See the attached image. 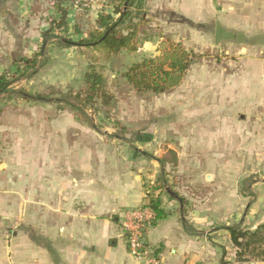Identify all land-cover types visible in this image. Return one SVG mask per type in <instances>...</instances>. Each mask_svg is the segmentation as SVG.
I'll return each instance as SVG.
<instances>
[{
    "label": "crops",
    "instance_id": "0c3cea01",
    "mask_svg": "<svg viewBox=\"0 0 264 264\" xmlns=\"http://www.w3.org/2000/svg\"><path fill=\"white\" fill-rule=\"evenodd\" d=\"M32 1L0 0V75L14 73L17 62L41 49L48 28L34 24ZM173 5L190 17L193 40L210 50L212 42L198 38L200 29L209 30L211 14H218L210 9V0H174ZM217 21L235 33L221 18L215 28ZM243 35V43H222L223 55L216 63L194 61L184 80L186 136L176 152L178 159L189 156L192 166L186 170L200 196L183 197L172 188L185 199L182 203L158 187L149 190L145 178L161 173V157L153 161L154 173L145 175L147 153L141 149L124 157L107 149L95 152L101 137L66 141L44 136L38 180L22 152L5 155L11 160L6 171L0 165V192L4 188L9 194L3 199L0 194V264H138L128 251L122 218L157 198L168 217L155 219L145 241L160 264H264L237 261V249L223 227L241 224V198L233 183L216 181L222 169L215 164L210 169L206 162L241 160L251 151L248 145L259 140L251 139L246 129L259 124L255 115H264V44L247 42ZM74 37L79 41L85 35ZM142 142L139 138L136 144ZM257 155L264 159V152ZM165 168L171 174L180 169L171 164ZM25 169L30 175L24 180L25 198L20 199L17 180ZM240 170L235 165L229 174L240 175ZM11 223L16 226L9 231Z\"/></svg>",
    "mask_w": 264,
    "mask_h": 264
},
{
    "label": "rangeland",
    "instance_id": "374dc122",
    "mask_svg": "<svg viewBox=\"0 0 264 264\" xmlns=\"http://www.w3.org/2000/svg\"><path fill=\"white\" fill-rule=\"evenodd\" d=\"M55 1H32L35 25L49 28L52 20L60 18L59 12L54 7ZM109 1L76 0L73 4H66V7H69L68 29L62 30L59 37L74 40L76 38L74 27L79 26L86 38L89 29L95 25L100 14L113 13V6ZM173 1L146 0L142 15L132 22L140 23L135 52L122 50L118 55H109L103 49H61L57 47L55 41L44 45L42 51L44 57L39 59L41 66L37 68V74L17 82L13 87L14 90H23L30 94H45L51 96L54 101H68L82 105L80 100H77V94L83 87L84 77L88 73H98L104 77L106 91L113 95L115 100L109 107H101L100 101L92 109L85 107V111L97 126V130H93L87 124L78 121L76 115L79 116V114H75L62 102L60 104L32 103L19 99L13 94L0 96V108L3 109L0 116L2 171L8 169V163L11 161L6 159V154L14 156L16 152H22L26 167L40 172L43 162L41 155L45 149L42 138L44 139L47 135L50 138L65 137L66 141L76 137L82 139L101 137V143L95 144V152L107 149L124 153V157H131L134 149H141L147 153V162L143 166L145 175L154 173L155 158L161 157L171 161L170 150L176 152L177 149L180 153L186 136L185 82L179 90L174 92L162 95L150 92L139 94L124 79V73L133 65L159 55L160 44L167 40L181 43L191 54L193 62L211 59L213 63H216L219 56L223 55L220 52L222 44L214 46L217 18H221L225 26L235 33L247 35V42L264 44V0H210V9L218 14L216 16L211 14L208 31L200 29L198 33L199 40L204 36L212 42L210 50L202 48L201 42L198 44L193 40L190 17L183 12V9L179 10L175 5L172 6ZM114 17L118 18L116 15ZM140 20L143 22L141 23ZM129 24L128 22L126 26ZM40 50L39 48L38 51ZM31 73L32 71H29V74ZM255 118L259 124L253 128H247L246 131L249 132L247 135H250L251 139L258 137L259 140L248 145L251 151L247 155L244 154V158L206 161L210 163V169H213L215 165L222 169V174L215 177L217 182L233 183L242 203L241 224L235 226H239L242 231L251 232H255L258 227L264 225V159L257 158V154L264 152V115H255ZM139 138L145 143L136 144ZM182 142L183 144H180ZM28 153H33V158L26 159L25 155ZM178 164L175 167L179 166L180 169L175 172L176 174L166 171V176L170 174L171 177H165L168 186L183 197L200 196L192 186L191 179L194 177L189 176V171L186 170L192 166L189 156L183 155L179 158ZM235 165L241 167V173L237 174L238 176L229 174ZM171 166L174 165L171 164ZM161 168L163 169V166ZM185 170L186 174H184ZM24 171L23 177H19L22 181L17 180V196L20 199L24 197V180L30 175V171L27 169ZM38 172L34 176L36 180L40 178L37 175ZM159 176L161 173L157 172L155 177L145 178V184L149 190L159 187L162 182ZM200 178L202 182H205L203 177ZM158 179L160 180L156 182ZM5 192H8V189L2 188L0 192L2 199L9 195ZM38 193L35 192V197L39 196ZM15 226L12 223L7 225L9 231L14 230ZM259 236L263 237L264 231L260 232ZM250 256H246V259L253 258Z\"/></svg>",
    "mask_w": 264,
    "mask_h": 264
},
{
    "label": "trees",
    "instance_id": "16d2710c",
    "mask_svg": "<svg viewBox=\"0 0 264 264\" xmlns=\"http://www.w3.org/2000/svg\"><path fill=\"white\" fill-rule=\"evenodd\" d=\"M76 0H56L54 7L60 14V18L52 20L49 28L42 33V46L38 53H35L32 58H23L15 64L16 71L14 73H6L0 75V96L6 94L17 95L19 99H24L32 103H55L66 104L73 111L78 121L87 124L93 130H97L93 119L85 111V107L91 109L100 101L101 107H109L114 102V96L106 91L105 79L98 73H88L84 77L83 87L77 94V100H80L82 105L72 104L68 101H54L51 96L37 93H27L23 90H14L15 84L22 79H29L35 76L41 64L39 59L44 57L42 53L44 45L56 42L57 47L61 49H85L99 50L103 49L109 55H118L122 50L135 52L137 50L136 38L138 35V24L132 23L142 15L146 0H110L109 3L113 6V13L100 14L94 26L89 29L86 38L74 41L59 37V33L68 29V3H74ZM136 11V13L134 12ZM114 15L118 16L115 19ZM130 23L129 26L126 24ZM142 23L143 21L140 20ZM74 35H81L82 30L79 26L74 27ZM54 40V41H53ZM159 55L145 59L141 63H137L130 67L123 75L127 83L133 90L139 94L152 93L155 95L166 94L172 90L180 88L185 80L187 72L193 64L191 54L183 47L181 43H174L167 40L160 44ZM29 71H32L29 74ZM53 92V91H52ZM53 94H56L53 92ZM96 113L97 110L95 109ZM3 109L0 108V116ZM171 161L166 158L159 159V163L163 166L161 171L160 183L158 189L164 190L171 197L185 203V199L172 191L168 186L167 172L165 166L178 164V154L170 150ZM156 214V219L163 220L168 217L162 209V202L159 198L151 199L149 206ZM223 230L230 234L233 246L237 249V261L249 262H264V236H259L260 232L264 231V225L258 227L255 232L242 231L239 226L223 227ZM251 255V256H250ZM246 256L253 258L246 259Z\"/></svg>",
    "mask_w": 264,
    "mask_h": 264
},
{
    "label": "built area",
    "instance_id": "2783aa9c",
    "mask_svg": "<svg viewBox=\"0 0 264 264\" xmlns=\"http://www.w3.org/2000/svg\"><path fill=\"white\" fill-rule=\"evenodd\" d=\"M155 219L156 214L148 206L127 212L122 218L128 251L138 264H160L155 252L150 250L145 241V232Z\"/></svg>",
    "mask_w": 264,
    "mask_h": 264
},
{
    "label": "water",
    "instance_id": "95a60500",
    "mask_svg": "<svg viewBox=\"0 0 264 264\" xmlns=\"http://www.w3.org/2000/svg\"><path fill=\"white\" fill-rule=\"evenodd\" d=\"M244 39L245 36L243 34L229 31L219 21L216 22L215 36H214V43L216 46H219L224 42L243 43ZM209 179L210 177H208V180Z\"/></svg>",
    "mask_w": 264,
    "mask_h": 264
}]
</instances>
